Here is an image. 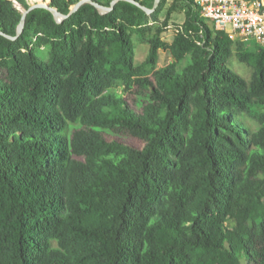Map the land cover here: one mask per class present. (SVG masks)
<instances>
[{"label": "trees", "instance_id": "1", "mask_svg": "<svg viewBox=\"0 0 264 264\" xmlns=\"http://www.w3.org/2000/svg\"><path fill=\"white\" fill-rule=\"evenodd\" d=\"M168 1L61 23L35 8L0 35V264H264V49L214 33L192 0L153 30ZM29 7L0 0V32Z\"/></svg>", "mask_w": 264, "mask_h": 264}, {"label": "built area", "instance_id": "2", "mask_svg": "<svg viewBox=\"0 0 264 264\" xmlns=\"http://www.w3.org/2000/svg\"><path fill=\"white\" fill-rule=\"evenodd\" d=\"M214 33L232 41H252L264 49L263 0H192Z\"/></svg>", "mask_w": 264, "mask_h": 264}, {"label": "rangeland", "instance_id": "3", "mask_svg": "<svg viewBox=\"0 0 264 264\" xmlns=\"http://www.w3.org/2000/svg\"><path fill=\"white\" fill-rule=\"evenodd\" d=\"M30 5L35 4V3H47L49 0H27ZM161 1V0H160ZM171 6V1H168V3L165 5L163 8L162 12L158 15L157 21L153 22L152 19L150 18V23L149 26L155 30L156 28L162 27L166 12ZM185 19V13L182 9L177 10L176 12L172 13L171 20L168 22V27L163 29V33L161 35V39L166 41V42H171L175 30L183 24ZM150 34H146L145 38L138 36V35H133V44L135 48V63L139 64L141 63L147 56L148 49H149V44H148V38ZM249 43H252V41H249ZM171 62V56L168 52L164 51H159L158 55V62H157V68H162L166 65H168ZM229 67L231 70L239 74L242 78L249 80L251 76V69L245 64L240 63L235 56H233L229 60ZM126 100L128 101L129 104H132V97L129 95H126ZM129 143H131L134 146H141V143L135 140H130Z\"/></svg>", "mask_w": 264, "mask_h": 264}, {"label": "water", "instance_id": "4", "mask_svg": "<svg viewBox=\"0 0 264 264\" xmlns=\"http://www.w3.org/2000/svg\"><path fill=\"white\" fill-rule=\"evenodd\" d=\"M118 1H127V2L137 6L138 8H140L147 15H150L151 13H153L156 10V8L158 7L159 3H160V0H154L153 7L151 9H148L145 6L141 5L140 3H138V2H136L134 0H114V1H112L110 3V7L102 6V5L96 3V2H94L92 0H79L75 5H73L70 8V10H69L67 15H62L56 9L51 8L48 5V2L47 3H44V2L35 3V4L30 5V7L26 11L23 12L21 21H20V23H19V25L17 27V31H16V36L15 37L6 36V35L2 34L1 32H0V35L4 36L5 38H7L9 40H16L20 36V34L22 33L26 15L28 14V12H30L31 10H33L35 8H44V9L48 10L54 16L55 21L57 23H61L63 20H66L67 18H69V16L74 14L80 8V6L83 5V4H86V3L91 4L92 6H94L97 9V11L100 14H105V13H108L109 11H111L114 8V5Z\"/></svg>", "mask_w": 264, "mask_h": 264}, {"label": "crops", "instance_id": "5", "mask_svg": "<svg viewBox=\"0 0 264 264\" xmlns=\"http://www.w3.org/2000/svg\"><path fill=\"white\" fill-rule=\"evenodd\" d=\"M170 1V0H169ZM264 1V0H263Z\"/></svg>", "mask_w": 264, "mask_h": 264}]
</instances>
